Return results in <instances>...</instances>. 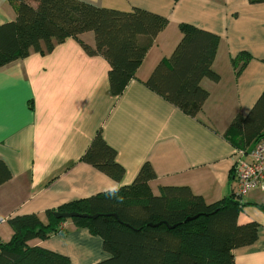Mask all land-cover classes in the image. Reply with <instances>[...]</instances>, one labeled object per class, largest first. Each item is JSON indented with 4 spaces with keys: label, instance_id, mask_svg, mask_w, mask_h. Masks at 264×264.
Wrapping results in <instances>:
<instances>
[{
    "label": "crops",
    "instance_id": "0c3cea01",
    "mask_svg": "<svg viewBox=\"0 0 264 264\" xmlns=\"http://www.w3.org/2000/svg\"><path fill=\"white\" fill-rule=\"evenodd\" d=\"M85 1L125 11L145 9L169 23L121 96L111 91L109 63L101 56H89L73 38L49 54L32 53L0 68V159L13 175L0 186L3 242L13 236L10 219L38 214L46 222L48 210L131 185L147 162L157 175L150 182L154 195L162 187L189 186L209 204L237 198L232 171L239 159L240 137L230 127L237 116L249 114L264 91V3ZM15 18L9 0H0V25ZM184 23L221 38L213 65L220 80L202 81L209 98L196 118L145 84L157 64L171 56ZM80 39L95 45L92 32ZM240 52L249 53L252 60L238 75L233 60ZM99 131L125 168L121 181L82 161ZM255 143L244 149L252 150ZM242 203L239 223L253 221L260 228L253 245L234 251L235 264H264V211L259 207L264 206V191H250ZM64 228L29 244L67 256L73 264H94L109 257L101 250L102 239L88 229L71 220Z\"/></svg>",
    "mask_w": 264,
    "mask_h": 264
},
{
    "label": "trees",
    "instance_id": "16d2710c",
    "mask_svg": "<svg viewBox=\"0 0 264 264\" xmlns=\"http://www.w3.org/2000/svg\"><path fill=\"white\" fill-rule=\"evenodd\" d=\"M9 2L16 18L0 25V68L32 53L49 54L56 45L73 38L89 56H101L109 63L110 88L115 96H121L136 77L149 49L169 23L166 17L145 9L125 11L85 0ZM89 32L94 34L93 47L80 39ZM180 32L182 37L171 56L157 64L145 84L196 118L209 98L202 81L220 80L213 65L221 38L185 23L180 25ZM251 60L247 52H240L233 60L238 75ZM231 129L240 137V150L264 137V91L247 116L234 119ZM82 161L116 181L125 175L116 150L101 131ZM12 177L10 168L0 159V186ZM156 178L147 162L131 185L48 210L46 222L38 214L10 219L13 236L8 242L0 238V264H73L67 256L29 244L65 231L68 220L58 219L56 212L101 214L96 219L71 220L102 239L109 257L94 264H235L234 251L258 240V223H239L244 198L224 197L209 204L189 186L162 187L161 193L154 195L150 182ZM259 207L264 211L263 205Z\"/></svg>",
    "mask_w": 264,
    "mask_h": 264
},
{
    "label": "built area",
    "instance_id": "2783aa9c",
    "mask_svg": "<svg viewBox=\"0 0 264 264\" xmlns=\"http://www.w3.org/2000/svg\"><path fill=\"white\" fill-rule=\"evenodd\" d=\"M235 162L232 178L236 182L235 195L238 199L246 197L250 191H264V137H261L252 150H240Z\"/></svg>",
    "mask_w": 264,
    "mask_h": 264
},
{
    "label": "water",
    "instance_id": "95a60500",
    "mask_svg": "<svg viewBox=\"0 0 264 264\" xmlns=\"http://www.w3.org/2000/svg\"><path fill=\"white\" fill-rule=\"evenodd\" d=\"M101 214H97V215H90L87 213H77V212H56V217L58 219H65V220H72L75 218H82V219H96L100 216ZM114 215L117 219L118 216L116 214H112ZM193 218H188L187 221L191 220Z\"/></svg>",
    "mask_w": 264,
    "mask_h": 264
},
{
    "label": "rangeland",
    "instance_id": "374dc122",
    "mask_svg": "<svg viewBox=\"0 0 264 264\" xmlns=\"http://www.w3.org/2000/svg\"><path fill=\"white\" fill-rule=\"evenodd\" d=\"M100 240H101V239H100ZM98 246H100V245H98ZM99 250H100V248H95V251H96V252H99ZM101 250H103V246H102V245H101ZM95 257H96V256H95ZM97 258H98V257H97ZM97 258H95V259H97ZM95 259H94V260H95Z\"/></svg>",
    "mask_w": 264,
    "mask_h": 264
}]
</instances>
